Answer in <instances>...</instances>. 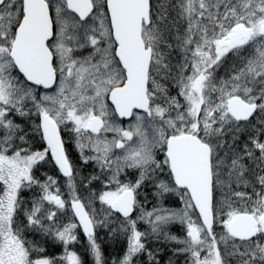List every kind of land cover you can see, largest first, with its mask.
Wrapping results in <instances>:
<instances>
[{
  "label": "snow or ice",
  "instance_id": "6c2138e0",
  "mask_svg": "<svg viewBox=\"0 0 264 264\" xmlns=\"http://www.w3.org/2000/svg\"><path fill=\"white\" fill-rule=\"evenodd\" d=\"M89 255L264 264V0H0V264Z\"/></svg>",
  "mask_w": 264,
  "mask_h": 264
},
{
  "label": "trees",
  "instance_id": "16d2710c",
  "mask_svg": "<svg viewBox=\"0 0 264 264\" xmlns=\"http://www.w3.org/2000/svg\"><path fill=\"white\" fill-rule=\"evenodd\" d=\"M42 171H48L49 174H54L52 172L51 169H43ZM100 235L101 236H104L105 237V242L103 244V247L105 248L106 250V255H109V254H112V253H115V252H118L120 250V246L118 244H116L115 242H113L110 238V234H107L103 231L100 232ZM80 241H81V244L83 243H86V237L82 234H80ZM80 249V244H77L75 246V250H79ZM56 255L60 256L63 254V249L59 247V245H57L55 248L51 249ZM91 256L89 255L87 257V260L89 261V264H91Z\"/></svg>",
  "mask_w": 264,
  "mask_h": 264
},
{
  "label": "rangeland",
  "instance_id": "374dc122",
  "mask_svg": "<svg viewBox=\"0 0 264 264\" xmlns=\"http://www.w3.org/2000/svg\"><path fill=\"white\" fill-rule=\"evenodd\" d=\"M169 206H172V207H179V206H182V205H176L175 203H171ZM101 231H103V232H105V230H100V232ZM172 231H173V233H175V234H181V232H180V225L179 224H175V225H173L172 226ZM82 232V231H81ZM58 256V255H57ZM92 258V257H91ZM92 260V259H91Z\"/></svg>",
  "mask_w": 264,
  "mask_h": 264
}]
</instances>
